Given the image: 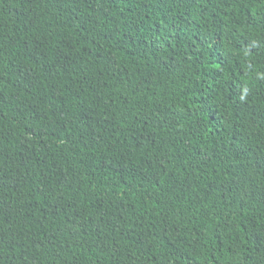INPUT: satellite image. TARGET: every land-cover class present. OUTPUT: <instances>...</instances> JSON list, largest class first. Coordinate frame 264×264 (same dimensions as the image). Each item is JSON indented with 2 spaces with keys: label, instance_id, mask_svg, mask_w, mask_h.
I'll use <instances>...</instances> for the list:
<instances>
[{
  "label": "trees",
  "instance_id": "16d2710c",
  "mask_svg": "<svg viewBox=\"0 0 264 264\" xmlns=\"http://www.w3.org/2000/svg\"><path fill=\"white\" fill-rule=\"evenodd\" d=\"M0 264H264V0H0Z\"/></svg>",
  "mask_w": 264,
  "mask_h": 264
}]
</instances>
